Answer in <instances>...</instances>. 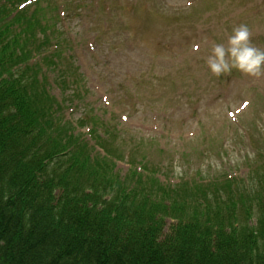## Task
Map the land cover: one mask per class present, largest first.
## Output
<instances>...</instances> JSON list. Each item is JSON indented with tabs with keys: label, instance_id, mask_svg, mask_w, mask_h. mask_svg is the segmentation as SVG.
<instances>
[{
	"label": "trees",
	"instance_id": "16d2710c",
	"mask_svg": "<svg viewBox=\"0 0 264 264\" xmlns=\"http://www.w3.org/2000/svg\"><path fill=\"white\" fill-rule=\"evenodd\" d=\"M51 3L0 0V264H264V155L245 179L171 186L109 147L110 120L76 133Z\"/></svg>",
	"mask_w": 264,
	"mask_h": 264
},
{
	"label": "rangeland",
	"instance_id": "374dc122",
	"mask_svg": "<svg viewBox=\"0 0 264 264\" xmlns=\"http://www.w3.org/2000/svg\"><path fill=\"white\" fill-rule=\"evenodd\" d=\"M132 1L154 7L147 26L136 28L142 14L125 8ZM57 3L61 45L50 49L60 53L61 71L79 83H66L64 92L65 100L79 102L64 109L76 133L110 120L114 131L107 135L105 124L99 129L111 140L109 147L132 151L171 186L223 176L245 179L260 162L264 75L233 71L220 83L205 86L203 80L213 44L226 45L241 24L249 27L250 42L264 50V0H52L50 7ZM55 14L48 12L53 20ZM49 75L50 87L59 84ZM60 90H52L58 99ZM128 169L116 163L120 176Z\"/></svg>",
	"mask_w": 264,
	"mask_h": 264
},
{
	"label": "clouds",
	"instance_id": "9594fccd",
	"mask_svg": "<svg viewBox=\"0 0 264 264\" xmlns=\"http://www.w3.org/2000/svg\"><path fill=\"white\" fill-rule=\"evenodd\" d=\"M208 71L216 77L233 71L249 77L264 75V50L250 42L246 24L234 28L227 44L215 43L206 60Z\"/></svg>",
	"mask_w": 264,
	"mask_h": 264
}]
</instances>
